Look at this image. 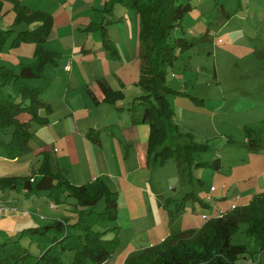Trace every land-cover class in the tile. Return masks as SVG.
<instances>
[{
	"label": "rangeland",
	"instance_id": "obj_1",
	"mask_svg": "<svg viewBox=\"0 0 264 264\" xmlns=\"http://www.w3.org/2000/svg\"><path fill=\"white\" fill-rule=\"evenodd\" d=\"M1 1L3 9L0 12V27L6 31L14 29L13 38L20 31L38 26L37 23L14 26L17 1H21L22 5L27 3L36 6V11L47 6L51 8L50 2L41 3L39 0ZM76 2L65 1L67 7L75 6ZM191 4V12L183 19L181 26L176 28L174 37L185 36L195 44L185 51L178 49L177 60L167 69V86L174 90L167 98L173 110V121L182 134L175 145L196 143L207 146L208 149L200 152L196 158V163L204 166H194L192 171L181 178L177 163L172 159L164 165L149 168L146 173L141 172L143 182L154 186L161 184V188H158L159 196H164V203L169 204L170 212H175L170 216L172 224L183 214L186 229L191 221L203 226L222 212L234 209L235 204L243 206L257 194L255 192L264 191V0H191ZM78 10L79 4L76 5ZM127 11L134 13L139 22L137 12L127 10L122 4L115 8V18L112 16L114 21L105 22L103 26L110 27L112 34H119L121 21H118V14H127ZM106 18L111 17L107 15ZM128 20L134 26L137 25L140 32V23L136 22V18L128 17ZM56 24L54 34L45 44L47 50L61 54L58 66H49L46 72L53 81L69 82L71 73L64 71V63L72 59L79 66L74 68L72 65L71 72L74 69L76 75L81 74L83 82L88 84L95 80V76L103 74H110L109 79H104L115 90L121 89L119 77L127 82L132 80L134 74L130 72L135 66L133 61H128L121 45H117L115 52L103 41L102 32H95L88 34L90 38L87 45L79 42L77 46L71 41L70 23L60 21ZM77 33V37H84L83 32ZM59 34H67L69 37H64L60 42ZM137 45H140V38ZM20 46L21 54L13 52L17 66L7 65L15 66L13 70L16 71L22 64L35 62V44L23 43ZM7 51L8 48L3 51L2 60L7 58ZM129 63L132 65L127 68L126 64ZM137 71L139 77L138 68ZM79 80L77 78L76 82ZM135 82L124 85L121 90H124L126 98L118 101L117 106L112 107L106 103L96 106V118H109L112 122L105 132L96 130L99 131V137L113 131L116 140L129 142L128 135L132 132L130 120H127L129 108L125 110L119 107L132 103L135 96L144 94L142 88L137 86V94L134 95ZM143 110V106H138L136 113L140 114ZM247 128L253 129L256 134H248ZM9 137L4 136L6 142ZM256 138L262 142L259 151H253L249 146L250 141ZM217 160H220L219 169L213 166ZM70 201L74 202L72 199ZM104 208L105 198L96 210L103 211ZM112 223L101 222L95 229L103 232ZM180 223L183 226V222ZM246 230L247 224H240L231 239L233 245H246L248 248L245 255L247 261L243 258L238 264H249L252 258L258 259V255L254 254L255 242L247 236ZM113 232L115 230L112 228L109 233ZM121 242L122 239L120 245ZM26 246L32 253L38 250L35 243L29 246L27 242ZM118 256L124 258L126 254ZM63 258L65 263H71L74 253L67 252ZM262 259L264 264V254Z\"/></svg>",
	"mask_w": 264,
	"mask_h": 264
},
{
	"label": "trees",
	"instance_id": "obj_2",
	"mask_svg": "<svg viewBox=\"0 0 264 264\" xmlns=\"http://www.w3.org/2000/svg\"><path fill=\"white\" fill-rule=\"evenodd\" d=\"M116 3L135 10L140 23L141 75L137 85L144 94L130 111L134 123L144 122L150 126L148 167L155 168L173 159L183 178L194 166H204L196 163V158L208 149L196 143L175 145L182 134L173 121V110L167 98L174 91L167 86V69L177 60L178 49L185 51L195 44L185 36L174 37L176 28L192 10L191 0H111L108 10L111 11ZM2 9L0 0V12ZM15 10L14 26L36 23L38 26L20 31L14 38L13 30L0 27V52L9 44L12 48L23 43L35 44L34 63L22 64L17 71L0 67V155L5 152L10 159H16L30 149L34 124L49 125L47 115L52 111V105L44 101L43 93L52 86L53 79L46 75V69L49 65H57L60 57L59 53L45 48L54 26L52 15L30 10L21 1L16 2ZM97 84L109 104L124 99V93L114 90L104 79H97ZM138 106L144 108L141 116L136 113ZM42 111L46 115H42ZM22 114L30 115V121L21 122ZM246 131L248 134L255 132L249 128ZM8 135L10 140L6 142L4 136ZM249 146L251 150L259 151L262 142L256 138ZM43 156L41 166L29 177L0 179V187L7 188V183L11 182V188L47 191L50 200L56 204L74 199L77 217L27 229L16 239L0 243V264H107L121 240L119 235L106 239L105 232H98L95 227L101 222L117 220V192L101 178L75 186L64 170H53V158L48 153ZM213 166L219 169L220 160ZM104 198L105 208L97 211ZM240 224H247L246 234L255 242L254 253H264V192L256 195L248 205L236 206L208 220L200 229L172 234L161 245L130 256L126 264H238L248 253L246 245L231 243ZM26 241L30 242L29 246L35 243L38 252L32 253ZM67 252L74 253L71 263L63 260Z\"/></svg>",
	"mask_w": 264,
	"mask_h": 264
},
{
	"label": "crops",
	"instance_id": "obj_3",
	"mask_svg": "<svg viewBox=\"0 0 264 264\" xmlns=\"http://www.w3.org/2000/svg\"><path fill=\"white\" fill-rule=\"evenodd\" d=\"M39 1L41 3H51V8H47L49 7L47 6L45 9L41 8V10L51 14L54 19L52 35L56 23L66 21L71 26V41L77 46L79 42L87 45L90 38L88 34L95 32H102L103 41L110 45V48H113L115 52L117 45L118 47L121 45L125 49L128 61H133L132 64L135 68L132 67L133 70L130 72V74H134L130 82L121 77L118 80L121 89H124V85L136 81L134 95L137 94L139 81L137 79L141 75L140 53L142 46L141 41L140 45H137V40L140 38L138 26H134V23L128 20V17H134L139 24L136 15H133L134 13L127 11V14H118L121 27L119 28V34L115 33L114 35L110 27H104L103 24L114 21L112 16L115 18V8L122 5L121 3H116L113 9L109 11L108 3L111 0H77L75 6L70 5L69 7L65 3L66 0ZM68 1L71 2L72 0ZM77 4H79L78 11H76ZM25 6L34 9V11L37 10L36 6H30L27 3ZM127 10L132 9L127 8ZM107 15H110L111 18L107 19ZM13 31L15 32L14 29ZM77 32H83L84 37H77ZM64 37H69V35L59 34L60 42ZM7 48V58L2 60L3 51ZM21 49V46L17 48L9 46L0 52V67L6 66L13 69L17 66V59L14 57L13 52L19 55L22 53ZM74 62L75 60L72 59L69 63L67 60L64 63V71L67 74L71 73L70 78L68 77L69 84L64 81L60 83L53 81L52 86L43 93L44 101L52 105V111L47 115L49 125L39 126L34 124L32 126L34 136L30 143V149L16 159L8 158L5 152L0 155V179L29 177L33 171L39 169L45 153L53 158V170H64L75 186H83L92 183L97 178H101L112 191L118 194V218L112 224H109L107 230L103 232H105L106 239H113L117 235H119L120 240L122 239L121 245L107 264H126L130 256L161 245L174 233L202 228L204 225L198 226L193 221L187 225V229L184 228L186 220L183 214L178 216L172 224L169 204L164 203V196H159L158 188H161V184L158 183V187V184L154 186L152 183L147 184L141 180V172L146 173L149 169L147 145L150 126L144 122L134 123L130 108L142 94L141 96H135L132 103L128 102L126 106L121 105L119 107L125 110L129 108L127 120H130L129 124L132 129V132L128 135L129 142L116 140L112 134L113 131L101 134L99 137V131L96 130L105 132L108 126L112 125V122L109 118L97 119L96 106L106 103L115 107L119 103L109 104L97 84V79H109L110 74L95 76V80L88 84L83 82L81 74L76 75L74 69L71 72L72 65L74 68L79 66ZM18 63L21 65V62ZM58 64L52 67H57ZM132 64H126V67L130 68ZM137 68L139 69V77ZM77 78L80 79L79 82H76ZM121 89H116V91L124 92ZM141 92H143L142 89ZM125 98L126 95H124L122 101ZM41 113L46 115L45 111ZM142 113L140 112L138 115L141 116ZM19 119L21 122H28L31 117L28 114H22ZM9 186H11V182L7 183V188L0 187V200L7 207V210L0 215V243L16 239L27 229L42 227L44 224L68 217L72 219L77 217V207L74 199H72L74 202L66 199L62 200L60 204H56L50 200L47 191L29 192L23 187L11 188ZM262 192H255L257 194H254L250 199L252 200ZM162 193L164 194V192ZM251 200H247L243 206L248 205ZM51 203L56 204L57 208H51ZM235 205L240 207L238 204ZM168 211L170 213L167 214ZM180 222H183V226ZM114 227H118V230L110 234L109 231ZM27 242H25L26 245ZM29 244L30 242H28ZM123 253L126 254L124 258L118 256ZM254 254L258 255V259L252 258L249 264H262V254L264 253ZM244 259L246 260L245 257Z\"/></svg>",
	"mask_w": 264,
	"mask_h": 264
},
{
	"label": "built area",
	"instance_id": "obj_4",
	"mask_svg": "<svg viewBox=\"0 0 264 264\" xmlns=\"http://www.w3.org/2000/svg\"><path fill=\"white\" fill-rule=\"evenodd\" d=\"M34 180L32 179V182ZM51 208H57V205L54 203H51ZM7 210V207L3 204V202L0 200V215L3 214Z\"/></svg>",
	"mask_w": 264,
	"mask_h": 264
}]
</instances>
